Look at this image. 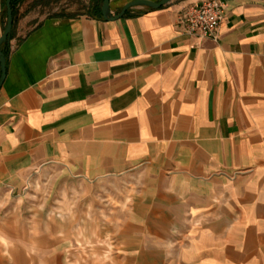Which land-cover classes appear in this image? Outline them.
I'll list each match as a JSON object with an SVG mask.
<instances>
[{
	"label": "crops",
	"instance_id": "obj_1",
	"mask_svg": "<svg viewBox=\"0 0 264 264\" xmlns=\"http://www.w3.org/2000/svg\"><path fill=\"white\" fill-rule=\"evenodd\" d=\"M132 1L110 0L111 16ZM202 1L116 21L104 0L50 16L19 4L0 90V264H264V0H223L216 41L180 27ZM46 177L82 185L90 206L113 179L132 192L61 228L22 196Z\"/></svg>",
	"mask_w": 264,
	"mask_h": 264
},
{
	"label": "rangeland",
	"instance_id": "obj_2",
	"mask_svg": "<svg viewBox=\"0 0 264 264\" xmlns=\"http://www.w3.org/2000/svg\"><path fill=\"white\" fill-rule=\"evenodd\" d=\"M88 2L89 0H32L31 5L40 14L50 16L58 12H66L67 14L71 12L82 13L87 8ZM131 181L132 179L125 180L124 182L113 179L101 188L94 190L92 195L97 198V201L91 206L81 203L84 202L85 188L80 184H68L66 178L64 180L61 179L58 192L53 189V182L48 177L36 181L31 180L23 190L22 196L26 198L25 202L27 203L28 214L54 213L59 217V225L62 228L68 226V213L85 212L90 208L97 214L101 212L103 214H110L117 208L125 209V199L132 192V188L130 187ZM135 181H138V178ZM85 223H87V227L92 223V228H95V224L99 222H75L78 225L77 227H83Z\"/></svg>",
	"mask_w": 264,
	"mask_h": 264
},
{
	"label": "built area",
	"instance_id": "obj_3",
	"mask_svg": "<svg viewBox=\"0 0 264 264\" xmlns=\"http://www.w3.org/2000/svg\"><path fill=\"white\" fill-rule=\"evenodd\" d=\"M227 15V4L223 0H204L187 7L179 18V24L188 36L216 41Z\"/></svg>",
	"mask_w": 264,
	"mask_h": 264
},
{
	"label": "water",
	"instance_id": "obj_4",
	"mask_svg": "<svg viewBox=\"0 0 264 264\" xmlns=\"http://www.w3.org/2000/svg\"><path fill=\"white\" fill-rule=\"evenodd\" d=\"M173 0H162L160 2H153L149 0H135L126 4L121 12L117 16H111L110 11V0H104L102 13L105 20L109 21H116L122 19L126 13L135 7L138 6H145L151 9H160L163 6L171 3ZM6 12H7V23L3 32L2 37L0 38V65H1V77H0V90L5 82L7 76V57L4 53V46L10 42L11 34L13 31L14 26V17H13V10H12V0H6Z\"/></svg>",
	"mask_w": 264,
	"mask_h": 264
},
{
	"label": "trees",
	"instance_id": "obj_5",
	"mask_svg": "<svg viewBox=\"0 0 264 264\" xmlns=\"http://www.w3.org/2000/svg\"><path fill=\"white\" fill-rule=\"evenodd\" d=\"M23 1H25V0H12V10H13V17H14V26H13V31H12L11 37H12V35L14 33V28H15V25H16V23L18 21V6ZM93 15H94V13H93ZM99 15H101V13H99ZM5 18L7 19V12H5ZM3 49H4V53H6V46H4Z\"/></svg>",
	"mask_w": 264,
	"mask_h": 264
}]
</instances>
